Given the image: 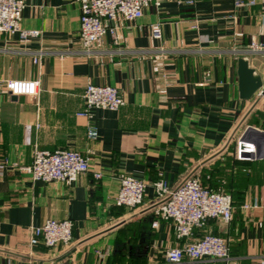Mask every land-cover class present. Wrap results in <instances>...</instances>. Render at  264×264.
<instances>
[{
    "label": "crops",
    "instance_id": "1",
    "mask_svg": "<svg viewBox=\"0 0 264 264\" xmlns=\"http://www.w3.org/2000/svg\"><path fill=\"white\" fill-rule=\"evenodd\" d=\"M24 1L21 27L41 33L0 34V162L29 165L36 148L72 149L89 157L90 170L73 184L34 180L18 167L0 170V264H225L166 260L168 248L207 232L228 238L240 264H259L264 139L244 160L230 143L249 127L264 132V96L255 106V97L241 98L238 75L245 54L264 79V52L243 53L253 38L264 43V0L151 4L138 19L108 22L120 39L108 32L90 52L82 45L77 0ZM157 24L160 39L152 35ZM8 79L38 80L39 94L13 95ZM89 83L118 88L125 104L78 115ZM90 127L97 138L88 136ZM194 171L233 195V218L229 224L209 218L191 238L179 239L173 222L154 214L153 183L176 185ZM124 175L146 182L136 208L116 204ZM254 200L258 207L244 209ZM66 218L74 223L71 244H30L32 227Z\"/></svg>",
    "mask_w": 264,
    "mask_h": 264
},
{
    "label": "built area",
    "instance_id": "2",
    "mask_svg": "<svg viewBox=\"0 0 264 264\" xmlns=\"http://www.w3.org/2000/svg\"><path fill=\"white\" fill-rule=\"evenodd\" d=\"M80 4L81 39L84 50L90 52L95 45L103 43L105 35L110 32L115 42L120 36L117 25L110 26L108 22H116L119 17L135 20L143 15L144 9L151 4L160 6L166 0H77ZM186 5H194L196 0H176ZM243 3L236 0V4ZM249 0L248 4H255ZM24 0H0V34L19 33L22 38L37 37L40 30L23 29L21 27ZM155 38H162V28L157 24L152 29ZM264 52V43L253 38L243 53L259 54ZM37 61V59H35ZM6 89L13 95L37 96L39 81L31 79H8ZM86 107L78 115L91 118V108H108L117 110L125 104V100L118 88L110 85H96L89 83L84 93ZM90 138L98 137V130L90 127ZM256 146L252 143L237 141L236 157L240 160L255 157ZM8 167H18L21 171L32 176L34 180L45 182L60 180L73 184L81 173L90 170V159L81 152L72 149H57L55 151L36 148L33 161L29 165L12 164L8 158L0 162V170ZM99 179L101 173H95ZM156 197L153 200L154 214L162 219L171 220L179 239L191 238L194 229L201 228L209 218L229 224L233 218V196L222 189L214 190L205 186L200 174L196 171L186 176L178 184L172 185L161 179L153 183ZM146 182L133 175L121 177V184L116 196L118 206L136 208L143 204ZM258 200L245 203L244 209L258 207ZM154 226L158 221H154ZM73 220L48 219L40 226L31 228L30 244H43L48 248L60 244L68 245L74 239ZM1 234V226H0ZM169 263H180L184 258L203 260L212 258L222 260L225 264H240L233 256L226 238L207 232L194 241H185L177 247L168 248L165 252ZM264 264V256L259 259Z\"/></svg>",
    "mask_w": 264,
    "mask_h": 264
},
{
    "label": "water",
    "instance_id": "3",
    "mask_svg": "<svg viewBox=\"0 0 264 264\" xmlns=\"http://www.w3.org/2000/svg\"><path fill=\"white\" fill-rule=\"evenodd\" d=\"M238 75L241 98L250 100L255 97L253 103L255 106L264 96V79L263 76L250 65V61L245 54H240L238 57ZM257 131L259 130L254 127H249L241 136L243 141L254 144L256 146V151L259 149L257 141L259 139H264V132ZM232 137L233 136H231L230 140Z\"/></svg>",
    "mask_w": 264,
    "mask_h": 264
},
{
    "label": "trees",
    "instance_id": "4",
    "mask_svg": "<svg viewBox=\"0 0 264 264\" xmlns=\"http://www.w3.org/2000/svg\"><path fill=\"white\" fill-rule=\"evenodd\" d=\"M200 177H201V173H200ZM201 180H202V177H201ZM203 182V181H202ZM204 184V183H203ZM205 186H208L209 188H212L211 186H209V185H206V184H204ZM212 189H214V188H212ZM218 189H220L219 187H216V189H214V190H218ZM226 191V190H225ZM227 192V191H226ZM230 193V192H229ZM233 196V195H232ZM233 205H234V207H235V200H234V198H233ZM205 234V233H204ZM227 239V241H228V244H229V246H230V250H231V253H232V243H231V241L228 239V238H226ZM233 255V254H232Z\"/></svg>",
    "mask_w": 264,
    "mask_h": 264
},
{
    "label": "rangeland",
    "instance_id": "5",
    "mask_svg": "<svg viewBox=\"0 0 264 264\" xmlns=\"http://www.w3.org/2000/svg\"><path fill=\"white\" fill-rule=\"evenodd\" d=\"M237 141H235V142L231 141L230 146L233 147L235 145V147H237Z\"/></svg>",
    "mask_w": 264,
    "mask_h": 264
}]
</instances>
